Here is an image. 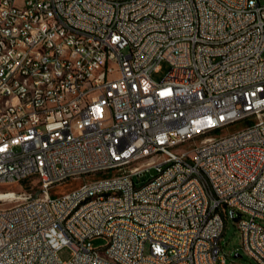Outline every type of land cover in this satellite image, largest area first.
I'll return each mask as SVG.
<instances>
[{
  "label": "built area",
  "instance_id": "obj_1",
  "mask_svg": "<svg viewBox=\"0 0 264 264\" xmlns=\"http://www.w3.org/2000/svg\"><path fill=\"white\" fill-rule=\"evenodd\" d=\"M25 181L0 264H240L227 209L264 264V0H0V184Z\"/></svg>",
  "mask_w": 264,
  "mask_h": 264
},
{
  "label": "rangeland",
  "instance_id": "obj_2",
  "mask_svg": "<svg viewBox=\"0 0 264 264\" xmlns=\"http://www.w3.org/2000/svg\"><path fill=\"white\" fill-rule=\"evenodd\" d=\"M263 3V0H259ZM169 64L167 62H162L160 65V70L152 74V79L156 82L161 81L169 71ZM245 125L243 122L231 125L227 128L219 130L215 133L216 137L226 136L235 131H238L244 128ZM157 175L156 170L151 169L148 173L140 177H135L134 181L137 187H140L147 183L152 177ZM103 178H108L107 175H97L96 177H82L78 181H70L61 185L54 187L50 191L52 197H61L65 194H68L74 190L79 189L85 184L91 183L94 180H100ZM1 193H12L13 197L7 198V201H1L0 207L7 208L15 205L20 201V197L27 196L31 194L33 197L40 194L39 184L34 181H25L22 183H9V184H0V194ZM9 199V200H8ZM264 228V222H260ZM95 248H103L107 245V240L105 238H98L92 242ZM221 253L223 255L230 256L227 258L228 262L230 260H236L240 264H257L252 258H250L242 247V236L238 230L237 223L234 218L231 216V210L227 209L226 213V229L225 233L222 236L220 241ZM73 250L69 246L63 247L58 252V257L62 262H67L72 258ZM238 254L241 258H235V255Z\"/></svg>",
  "mask_w": 264,
  "mask_h": 264
},
{
  "label": "bare ground",
  "instance_id": "obj_3",
  "mask_svg": "<svg viewBox=\"0 0 264 264\" xmlns=\"http://www.w3.org/2000/svg\"><path fill=\"white\" fill-rule=\"evenodd\" d=\"M150 171V170H149ZM157 175L155 177H159V170H156ZM12 193H1L0 194V202L7 201V198L13 197ZM15 198V196H14ZM115 198H120V191L118 190H98L95 191V201H104V200H115ZM9 200V199H8Z\"/></svg>",
  "mask_w": 264,
  "mask_h": 264
},
{
  "label": "water",
  "instance_id": "obj_4",
  "mask_svg": "<svg viewBox=\"0 0 264 264\" xmlns=\"http://www.w3.org/2000/svg\"><path fill=\"white\" fill-rule=\"evenodd\" d=\"M232 214H233V212H231V215H232ZM237 219H238V217H236L234 220H237ZM235 257H236V258H241V256L238 255V254H236Z\"/></svg>",
  "mask_w": 264,
  "mask_h": 264
}]
</instances>
